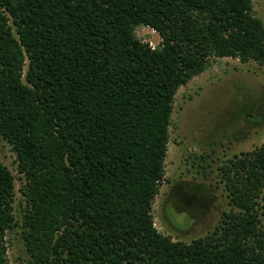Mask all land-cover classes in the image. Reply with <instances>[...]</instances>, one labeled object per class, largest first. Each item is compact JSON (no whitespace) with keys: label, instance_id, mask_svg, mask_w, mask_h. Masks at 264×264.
I'll list each match as a JSON object with an SVG mask.
<instances>
[{"label":"trees","instance_id":"trees-1","mask_svg":"<svg viewBox=\"0 0 264 264\" xmlns=\"http://www.w3.org/2000/svg\"><path fill=\"white\" fill-rule=\"evenodd\" d=\"M214 57L264 62L253 0H0V134L26 180L21 264H264V143L221 167L232 208L213 233L187 243L154 222L175 96ZM15 193L0 157V264H12Z\"/></svg>","mask_w":264,"mask_h":264},{"label":"rangeland","instance_id":"rangeland-1","mask_svg":"<svg viewBox=\"0 0 264 264\" xmlns=\"http://www.w3.org/2000/svg\"><path fill=\"white\" fill-rule=\"evenodd\" d=\"M253 12L264 24V0H253ZM136 35L152 48L162 43L149 26H138ZM263 143L264 62L212 58L175 96L164 181L152 209L157 229L187 243L213 233L232 208L221 167ZM0 157L16 183L17 225L6 234L7 256L12 264H21L30 256L23 238L26 180L12 144L1 134ZM259 212L264 227V189Z\"/></svg>","mask_w":264,"mask_h":264}]
</instances>
